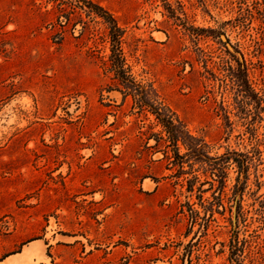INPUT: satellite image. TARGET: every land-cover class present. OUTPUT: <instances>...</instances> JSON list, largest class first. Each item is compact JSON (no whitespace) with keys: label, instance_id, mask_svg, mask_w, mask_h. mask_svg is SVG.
Wrapping results in <instances>:
<instances>
[{"label":"rangeland","instance_id":"obj_1","mask_svg":"<svg viewBox=\"0 0 264 264\" xmlns=\"http://www.w3.org/2000/svg\"><path fill=\"white\" fill-rule=\"evenodd\" d=\"M90 1L211 158L120 90L102 17L0 0V261L264 264V0Z\"/></svg>","mask_w":264,"mask_h":264},{"label":"trees","instance_id":"obj_2","mask_svg":"<svg viewBox=\"0 0 264 264\" xmlns=\"http://www.w3.org/2000/svg\"><path fill=\"white\" fill-rule=\"evenodd\" d=\"M56 4V8L66 20H70L71 12H67V7L71 9L85 7L90 13H96L102 17L110 28L111 54L109 57V70L113 72L114 77L118 80L120 90L125 95H132L138 107L143 110H149L160 124L163 125L168 133L169 141L175 146L179 163L183 167L190 159L195 161H204V158H211L204 150L205 146L202 139L192 136L186 128V125L176 115L171 108L165 104L158 93L150 86L141 85L136 82L130 73L126 59L121 47V38L123 30L118 25L115 17L105 8L93 3L90 0H49ZM179 142H182L190 152L180 154ZM187 157V158H186ZM190 157V158H188ZM214 170H220V167H213ZM221 171V170H220Z\"/></svg>","mask_w":264,"mask_h":264},{"label":"crops","instance_id":"obj_3","mask_svg":"<svg viewBox=\"0 0 264 264\" xmlns=\"http://www.w3.org/2000/svg\"><path fill=\"white\" fill-rule=\"evenodd\" d=\"M5 261H0V264H8V263H4Z\"/></svg>","mask_w":264,"mask_h":264}]
</instances>
